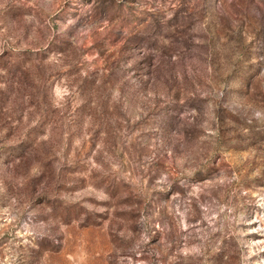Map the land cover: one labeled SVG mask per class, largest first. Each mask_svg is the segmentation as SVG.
Wrapping results in <instances>:
<instances>
[{"label":"rangeland","instance_id":"1","mask_svg":"<svg viewBox=\"0 0 264 264\" xmlns=\"http://www.w3.org/2000/svg\"><path fill=\"white\" fill-rule=\"evenodd\" d=\"M0 264H264V0H0Z\"/></svg>","mask_w":264,"mask_h":264}]
</instances>
